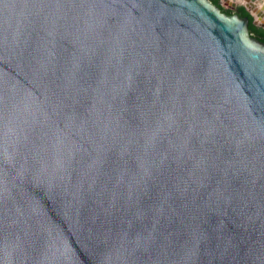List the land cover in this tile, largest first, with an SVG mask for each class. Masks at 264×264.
Wrapping results in <instances>:
<instances>
[{"label": "water", "instance_id": "water-1", "mask_svg": "<svg viewBox=\"0 0 264 264\" xmlns=\"http://www.w3.org/2000/svg\"><path fill=\"white\" fill-rule=\"evenodd\" d=\"M0 264H264L248 17L0 0Z\"/></svg>", "mask_w": 264, "mask_h": 264}, {"label": "trees", "instance_id": "trees-1", "mask_svg": "<svg viewBox=\"0 0 264 264\" xmlns=\"http://www.w3.org/2000/svg\"><path fill=\"white\" fill-rule=\"evenodd\" d=\"M213 3L217 4L221 11L227 13V14H235L234 11H236V14H238L240 17L247 16L248 17V30L250 35L256 37L257 39L264 42V27L259 26L255 23L253 15L245 8L243 5L237 6L236 10H229L227 8H224L219 0H211Z\"/></svg>", "mask_w": 264, "mask_h": 264}, {"label": "bare ground", "instance_id": "bare-ground-1", "mask_svg": "<svg viewBox=\"0 0 264 264\" xmlns=\"http://www.w3.org/2000/svg\"><path fill=\"white\" fill-rule=\"evenodd\" d=\"M227 3L240 2L244 3L256 16V22H264V5L259 0H225ZM237 4V3H236Z\"/></svg>", "mask_w": 264, "mask_h": 264}, {"label": "rangeland", "instance_id": "rangeland-1", "mask_svg": "<svg viewBox=\"0 0 264 264\" xmlns=\"http://www.w3.org/2000/svg\"><path fill=\"white\" fill-rule=\"evenodd\" d=\"M221 5L224 7V8H227L229 10H235V8L239 5H243V3H240V2H232V3H227L225 0H219ZM259 2L261 4L264 5V0H259ZM237 3V4H236ZM257 24V22H255ZM258 25V24H257Z\"/></svg>", "mask_w": 264, "mask_h": 264}, {"label": "built area", "instance_id": "built-area-1", "mask_svg": "<svg viewBox=\"0 0 264 264\" xmlns=\"http://www.w3.org/2000/svg\"><path fill=\"white\" fill-rule=\"evenodd\" d=\"M243 6H245V8L253 15L254 19H256V16L255 14L253 13L252 10H250L244 3H243Z\"/></svg>", "mask_w": 264, "mask_h": 264}, {"label": "flooded vegetation", "instance_id": "flooded-vegetation-1", "mask_svg": "<svg viewBox=\"0 0 264 264\" xmlns=\"http://www.w3.org/2000/svg\"><path fill=\"white\" fill-rule=\"evenodd\" d=\"M236 10V9H235ZM236 13V11H234Z\"/></svg>", "mask_w": 264, "mask_h": 264}]
</instances>
